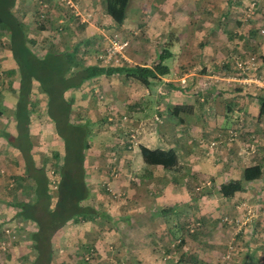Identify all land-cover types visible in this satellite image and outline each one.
I'll use <instances>...</instances> for the list:
<instances>
[{
  "label": "crops",
  "instance_id": "obj_1",
  "mask_svg": "<svg viewBox=\"0 0 264 264\" xmlns=\"http://www.w3.org/2000/svg\"><path fill=\"white\" fill-rule=\"evenodd\" d=\"M75 2L90 13L85 21L77 15L85 29L75 41L86 43L88 63L99 62L117 32L128 40L123 64L151 66L166 49L168 72L150 87L113 73L65 92L74 97L73 114L92 122L85 203L101 214L58 228L50 264H217L230 238L238 253L226 264H264V89L232 77L235 59L248 55L261 61L264 73V0L250 17L247 0H128L121 24L107 13L105 0ZM16 8L27 23L28 0H16ZM123 113L127 126H115L123 134L116 139L106 125L113 128L110 118ZM238 118L243 132L228 139ZM129 128L138 133L131 148L124 142ZM252 135L255 147L245 149ZM142 145L160 157L173 152L176 161L165 167L145 160ZM256 164L261 175L243 179L244 168ZM1 175L0 243L9 244L0 248V264H33L35 224L6 202L9 177ZM230 179H240L242 188L225 196L220 185ZM189 220L201 224L190 231Z\"/></svg>",
  "mask_w": 264,
  "mask_h": 264
},
{
  "label": "trees",
  "instance_id": "obj_2",
  "mask_svg": "<svg viewBox=\"0 0 264 264\" xmlns=\"http://www.w3.org/2000/svg\"><path fill=\"white\" fill-rule=\"evenodd\" d=\"M15 2L16 0H0V34H7L6 47L15 63V67L6 72H18V94L13 109L15 129L8 131L2 128L0 134L16 150L19 157L16 159L23 171L12 176L13 191L6 202L19 208L17 215L22 219L35 224V229L29 234L36 252L33 264H50L51 237L58 228L69 219H86L101 214L100 209L85 203L90 189L84 162L90 146L92 122L73 114L74 97L67 96L65 92L79 87L93 77L113 73L134 77L150 87L153 80L168 72V66L163 60L169 56V52L166 53V49H163L158 60L151 66L104 65L100 58L99 62L88 63L79 42L61 48L52 45L43 48L40 55L32 47L36 39L28 35L26 23L13 9ZM105 2L107 13L117 24H121L125 18L128 0ZM40 9H37V15ZM43 10L47 12L48 6L43 7L41 11ZM72 12L71 8L69 14L63 15L72 17ZM261 59L264 63V54ZM34 82H37L39 90L46 96L45 113L52 120L55 132L63 144V152L55 150L49 156L51 165L58 173L54 181L51 179L50 168L45 162L38 164L32 151L30 113ZM263 110L264 101L261 103L260 112ZM127 119L123 113L118 115L115 122L126 128ZM124 142L127 145V139ZM140 148L145 160L147 158L150 162L162 163L167 167L176 161L173 152L166 157H160L154 150L143 145ZM261 173L260 165L256 164L245 167L242 176L243 179L250 180L259 177ZM241 188L240 179H230L220 185V191L225 196H230ZM196 222L197 220H189L187 224Z\"/></svg>",
  "mask_w": 264,
  "mask_h": 264
},
{
  "label": "rangeland",
  "instance_id": "obj_3",
  "mask_svg": "<svg viewBox=\"0 0 264 264\" xmlns=\"http://www.w3.org/2000/svg\"><path fill=\"white\" fill-rule=\"evenodd\" d=\"M255 1L256 3L258 2V0ZM73 2L75 3V7L79 8L75 0H73ZM232 2H236V0H232ZM28 3L31 6L30 12L32 13L30 16V20L27 23L25 22L27 25V33L30 37H34L36 39L35 43L32 44V47L40 55L42 54L43 48H49L52 45H54L55 48H61L63 46L68 47L74 44L75 41L78 39L79 35L81 34V31L85 29L82 26L83 22L81 23L80 18L78 17L79 15L78 16L77 14L75 15L74 10L72 12L73 14L72 17H70L69 15L68 16L63 15L64 13L69 14L71 8L65 5L62 0H41L39 1L38 4L35 2V0H28ZM37 6H39L38 9L39 8L42 9L43 7L48 6V11L44 12L43 10L42 12L40 9L38 10L40 13L37 15L36 12ZM255 8L256 7H254V9ZM15 12H17V8ZM18 15L20 16L21 14ZM25 17H27L26 19L28 20L29 14L26 15ZM68 18L71 24L68 23ZM84 33H86V31H84ZM6 43H7V34L1 32L0 34V63H1L0 64V130L4 128L5 130L8 131L9 130L14 131L15 121L13 117V109L18 94V72L15 73L6 72L10 68L15 67L13 58L10 56L8 52H6L7 49ZM85 45L86 43H84L81 46L82 51L85 50L83 48L85 47ZM32 88H33V95H32L33 104L30 113V138L33 145L32 151L38 164L45 162V165L50 168L51 179L52 181H54L55 178L58 177V173L56 172V168L54 170V167L51 165L49 156L55 150H59L63 152L62 150L63 144L61 138L55 132L52 120L48 118V116L45 113V105H46L45 94L39 90L37 82H34ZM90 95L91 94L89 93L88 95L89 99L90 100L94 99L91 98ZM97 97H99L98 93H97ZM104 109L105 108H102L101 111ZM107 109L108 107H106V110ZM106 113L108 112L106 111ZM109 121H113L114 127L110 128L107 124L106 125L108 129L107 133L111 134L113 137H116L120 134L123 138V134L121 132L118 134L117 130L119 129L115 127L116 125H118L115 122L116 120L112 119ZM103 126H105V124H103ZM252 138H255V136L252 135L250 136L249 139ZM108 139H115V138H108ZM104 140L105 139H103L102 141ZM17 157L18 154L16 153V150L12 148L10 145H8L5 142V139L0 134V176H2L1 175L2 173L3 176L6 175L7 177H9L7 183L4 184V187H6L7 194H11V192L13 191V189L11 188L13 185H9V182L13 181L12 176L16 174L18 175L23 171L22 169L23 167L16 159ZM174 213L175 212H171V214ZM248 221L249 220L247 219V222ZM200 224L197 223L195 225L196 228L199 227ZM247 234L249 235L248 232ZM258 238L259 235L256 236V241L258 240ZM232 239L233 238H230V245L228 246L226 245V247L222 249L223 253L230 251L231 258L235 256L233 254L238 253L236 252L235 248L232 247V245L234 244V240L232 241ZM241 239H243V237ZM243 240L246 241V238H244ZM251 240L253 241V239Z\"/></svg>",
  "mask_w": 264,
  "mask_h": 264
},
{
  "label": "built area",
  "instance_id": "obj_4",
  "mask_svg": "<svg viewBox=\"0 0 264 264\" xmlns=\"http://www.w3.org/2000/svg\"><path fill=\"white\" fill-rule=\"evenodd\" d=\"M63 3L72 10L74 13L79 15L80 18L85 21L90 16V13L83 12L79 8L75 7V3L73 0H62ZM256 7L255 0H247V5L245 9V16L250 17L254 12ZM128 45V40L122 36H120L117 32H113L109 38L108 44L104 47L103 51L100 53L99 58L102 64H123L125 60V49ZM235 65L238 68V72L233 73L232 77L235 78L237 81L245 84L247 87L254 86L255 88H259L261 90L264 89V73L259 72L261 67V61H257L253 55H248L244 58L237 57L235 59ZM124 118V117H123ZM122 118V119H123ZM113 119V116L112 118ZM238 118L237 125L230 127L227 130V137L228 139H236L239 138L241 133L243 132L242 128V120ZM124 127V125H122ZM125 137L127 139V147L131 148L138 143V133L136 130L133 129H125ZM255 138H252L251 141L244 143V148L248 150H253ZM214 142L212 141L211 144ZM197 224V222H196ZM196 224H189L187 225L188 229L192 231ZM179 241V239H177ZM9 244L8 240H3L0 243V248L5 249ZM231 258L230 251L222 253L219 258L217 264H226Z\"/></svg>",
  "mask_w": 264,
  "mask_h": 264
}]
</instances>
